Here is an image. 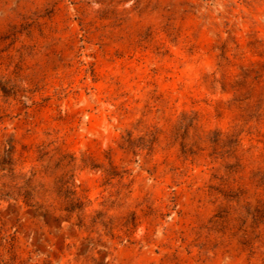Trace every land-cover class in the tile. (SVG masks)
I'll use <instances>...</instances> for the list:
<instances>
[{"label": "rangeland", "instance_id": "obj_1", "mask_svg": "<svg viewBox=\"0 0 264 264\" xmlns=\"http://www.w3.org/2000/svg\"><path fill=\"white\" fill-rule=\"evenodd\" d=\"M0 264H264V0H0Z\"/></svg>", "mask_w": 264, "mask_h": 264}, {"label": "trees", "instance_id": "obj_2", "mask_svg": "<svg viewBox=\"0 0 264 264\" xmlns=\"http://www.w3.org/2000/svg\"><path fill=\"white\" fill-rule=\"evenodd\" d=\"M27 195H30L29 193ZM27 204H30L31 205V202L29 200H24ZM78 208V207H81V206H75V208ZM260 213H263V211L260 209Z\"/></svg>", "mask_w": 264, "mask_h": 264}]
</instances>
